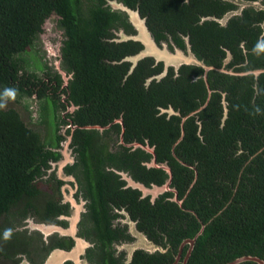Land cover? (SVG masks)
<instances>
[{
	"label": "trees",
	"instance_id": "1",
	"mask_svg": "<svg viewBox=\"0 0 264 264\" xmlns=\"http://www.w3.org/2000/svg\"><path fill=\"white\" fill-rule=\"evenodd\" d=\"M109 1L0 0V222L7 224L10 213L20 204L32 210V200L40 192L50 162L59 159L55 149L64 139L60 126L65 124L61 112L65 104L73 103L78 109L67 117L79 128L72 135V145L81 167L94 171L95 179H87V185L90 198L95 199L93 204L102 208L99 213L103 215L96 216L99 225L105 224L99 228L100 235L110 232L104 228L117 217L105 208L110 201L117 208L127 207L148 240L167 249L154 254L137 250L130 264H173L181 243L193 239L202 226L204 230L186 264H227L244 256L264 261V73L255 78L252 74L237 77L210 72L209 102L184 121L179 141L183 117L196 111L208 97L204 82H192L190 78L200 72L196 67L183 66L176 79L170 70L164 79L146 85L149 77L161 72L162 65L144 58L131 71V64L123 59L142 46L133 41L108 40L113 28L127 26V16L112 10ZM117 1L138 10L157 43L170 37L183 47V34L217 68L227 49L235 62L226 69L238 63L244 64L240 68L243 71L264 69V37L260 40L264 14L247 9L222 27L214 21L200 23V15L219 19L234 8L221 0ZM52 16L57 17V27L64 36L60 66L70 76L65 89H61L64 81L59 73L52 74L49 69L39 77L24 57ZM5 89L17 90L16 102L23 97L38 101L44 131L27 125L16 109L5 107L9 99L3 94ZM62 94L66 96L64 101ZM223 94L227 109L224 120ZM170 107L179 115L161 113V109ZM120 117L125 142L147 141L154 147L156 162L169 167L171 186L178 191V198L186 195L182 207L169 199L172 193L152 204L148 198H141L140 191L124 188L119 175L102 168L111 164L147 186L162 185L168 179L163 169L144 164L151 160V154L139 148L108 153L99 140L100 133L84 128L106 126ZM111 128L120 131L119 125ZM47 207V212L58 211L52 202ZM5 233H10L7 239ZM21 233L10 223L0 225V238L5 244L0 256L20 264L18 255H25L36 264L27 251L29 237ZM56 243L49 247L43 244L35 252H48ZM97 263L119 264L106 251Z\"/></svg>",
	"mask_w": 264,
	"mask_h": 264
},
{
	"label": "flooded vegetation",
	"instance_id": "2",
	"mask_svg": "<svg viewBox=\"0 0 264 264\" xmlns=\"http://www.w3.org/2000/svg\"><path fill=\"white\" fill-rule=\"evenodd\" d=\"M113 1H116L119 4L117 0H112L109 1L110 7H111V2ZM221 1L232 4L234 8L227 11L219 19L214 17H204L200 15V23H203L204 21H214L219 23L220 26L225 27L227 26V24L231 19L241 17L243 15V12L247 9H253L257 13L264 14V0H221ZM186 2H188V0H186ZM120 4L123 5V3L121 2ZM111 9L114 10L112 7ZM130 10L134 12L136 11L138 13V10H133V9ZM118 11L124 13L127 16V20H126L127 26L126 27L116 26V28H113L109 34V37L111 39L108 40L114 41L115 43L129 42V41L140 43L139 41L132 39L133 37L138 36L139 31L136 29L133 23H131L128 14L121 10ZM138 15L144 21L145 26L148 29L146 25V19L141 17L139 13ZM260 27H261V33H260V40H261L264 37V19L260 22ZM180 35L181 37H183V47L177 46L171 40L170 37L168 38V41L160 40L159 43L155 42L158 47L166 50L167 53L171 55H177L176 53L179 52V54L175 59L172 58L168 60L167 63H165L164 61H157L152 57H144V58H152L155 62L154 65L156 66L159 63H161L162 65L161 72L157 75L149 77L146 80V85H148L153 80L160 81L161 79H164L168 75L170 70L174 73V75H172V78L176 79L177 76L179 75L178 72L181 67L192 66L198 68L200 73H198L197 75L192 74L190 78L192 82H196L199 80L203 81L208 91V97L206 99V102L196 110L198 112H200L206 107L205 106L203 109H201L206 103L208 104L209 99L211 97L212 90H210L209 81H208V74L210 72L217 71L220 73H225L237 77H244L249 74L250 75L252 74L254 75L255 78L258 77V75H260L261 73H264L261 72L259 74H255L256 71H264V69H256L252 71L240 70V68L244 65L242 63L234 64L231 67V69H226L232 62H235L233 56L227 49L224 50L225 55L221 60V67L217 68L210 63L209 61L210 58L208 59V57L203 56L200 51H198L196 48L193 47L188 37H184L183 34ZM57 37L58 39H55V41L51 42L50 43L51 46L50 45L45 46V49L47 51V55H48L47 57L49 59V63L51 64L50 65L51 73L53 74L54 71L59 73L60 77L64 81L63 85L61 86V89H65V87L68 84V80L70 76H67L66 72H64L60 66L61 47H62V41L64 40L63 31H62V37L60 35H58ZM151 37L153 38L152 35ZM140 44L142 46L141 49H139L137 52L133 53L130 56H126L123 60L126 61L127 58H131L138 55L144 49L143 44L142 43ZM240 48L243 50L242 54L245 55L246 51L244 50V44L241 43ZM54 50L56 51V54ZM144 58H142L141 60H143ZM141 60H139L135 64V66ZM128 62L131 64V66H133L132 62L130 61ZM57 64L59 67L57 66ZM65 98L66 96L62 94V101H64ZM222 105L223 107L226 108L224 94L222 95ZM76 109H78V107L74 106L73 103L70 105L65 104V110L61 112V117L65 121V124L60 126V133L63 135L64 139L60 142L59 148L55 149L59 153V159L55 162H50V168L47 170L46 175H44L42 178L43 181L40 183V185L43 183H48V179H52L55 185L56 199L55 200H52L53 198L51 200L46 199L43 204H37V203L32 204L33 205L32 207L35 208V210L41 209L40 208L41 206H43V210H45L48 203L50 202L54 203V205H56L58 209L57 213L56 214L50 212L46 213L43 219H41L42 224L56 226L60 228L62 232L63 231H70V232L67 235L62 234L60 232H54L48 236H45L44 234H42L37 230H32L33 232L38 233L40 236L38 237L41 242V246L39 248H41L43 244L44 246L49 247L52 242H57L56 243L57 245L48 252L46 251H43L42 253L41 251H39L38 253L35 252V255H37V261H35L36 264H44L46 259L49 257V255L56 249L71 251L73 249L78 248L79 254L77 255L76 259L79 264H98L97 261L99 262L102 261L104 251L109 252L110 254L112 253L113 256L118 260L119 264H130L132 260V256L134 252L137 250L148 254H154L156 252L165 253L167 249H163L160 245L154 244L152 241L148 240L147 236L138 229L137 221L131 218L129 211L126 210L127 207L125 208L120 205V207L117 208L110 201L108 202V205L105 208L106 209L109 208L111 210L110 213L116 214L117 217L112 219L109 222V224H107V226H105L104 228V231L107 230L109 231V229H111L110 232H104L105 233L104 237L100 235L99 228L103 227L105 224L99 225V222H97L98 219L96 220V216L97 214H99L100 216L103 215L102 213H99L100 211H102V208L96 203V201H95L96 205L93 204L92 201L95 199L90 198L91 194L89 192L90 191L89 186L87 185V179L89 180L95 179L93 175L94 171L91 170L93 168L85 170V168L81 167L82 163H80V160L78 158V153L75 151V146L72 145V135L74 131L79 127L78 125L73 124L72 123L73 120L70 117H67V115H72ZM168 109H172V108L170 107ZM164 111H166V109H161V113H165ZM168 115L171 116V115H179V114H168ZM194 115H196V113ZM113 125H119L120 131L118 133H116L115 130H112L111 127ZM84 128L86 130H97L100 133L101 137L99 140L103 144L106 152L108 153L115 155L119 153H124L123 148H131L132 150L139 148L145 151L146 153L152 155V158L149 162H144L147 168L163 169L161 168V166L165 165V164H158L156 162L154 147H150L147 141H145V144H141L136 141L125 142L124 140L125 128L123 125L122 117L113 119V121L111 123H108V125L106 126L94 125V126H84ZM105 131H107L106 134H104ZM150 150H152V152H150ZM92 160L97 161L98 159H92ZM153 161L155 166H153L154 165ZM86 162L89 163V160L87 159ZM75 164L76 166L74 167ZM102 168L105 170V172L111 171L114 174L119 175L121 179L125 182L124 188H131L133 190L140 191L141 198L143 199L148 198L152 204H154L158 198L165 195L166 193L173 194L172 195L173 197L169 199L173 202H176L179 205V207H182L183 202L186 198V195H184V197H182L181 199L178 198V191L171 186L172 177L170 178L169 174H168L169 175L168 179L165 181L164 184L156 185L155 183H150L149 186H147L140 181L134 180L127 172L122 170H117L111 164L110 166H108V164H104ZM89 170L92 171V174ZM89 174H91L90 178H88ZM127 178L133 180L135 184L141 185L144 189L148 191V193L144 194L143 191L140 190V188H134L133 186H129ZM167 184L168 186L165 187V185ZM192 186L193 184L190 186V188ZM38 197H40V192L33 198L32 201L36 202ZM34 213H36V211H34ZM30 219L34 220V218L32 217H28L24 221L25 222L24 225L17 227V229H19L20 231L28 230L27 225ZM34 222L35 221H32V223ZM32 231H28V233L30 234L32 233ZM181 245L179 247L178 254L175 257V261L179 256ZM186 246H188L189 249L188 244L184 245L181 256L177 264L180 261L183 264V261L188 251L187 249L185 254H183V250ZM18 256L19 258H21V261L19 262L20 264L23 263V260L28 261L25 255L19 254ZM40 257H43L42 260L40 259ZM6 260L7 262L5 264H15L12 260L9 259ZM3 261L5 260L3 259ZM29 264L31 263L29 262ZM63 264H76V263L74 260L73 261L70 260L64 262Z\"/></svg>",
	"mask_w": 264,
	"mask_h": 264
},
{
	"label": "rangeland",
	"instance_id": "3",
	"mask_svg": "<svg viewBox=\"0 0 264 264\" xmlns=\"http://www.w3.org/2000/svg\"><path fill=\"white\" fill-rule=\"evenodd\" d=\"M57 20L58 19L56 16H52L50 19L46 20L45 24L43 25V32L41 33L39 39L36 41L35 43L36 45L34 46L33 49L29 50L28 53L24 54V57L29 63L30 69L32 71L37 72V75L39 77H42L44 73L50 69V65H51L47 57L48 55L45 46L50 45L51 42L55 41V39H58L57 37L58 35L62 37V31L57 27ZM5 107L16 109L20 113L21 117L23 118V120L27 125H29L30 127L36 130L44 131L45 127H43L42 124H40V120H39L38 101L27 97H23L20 100H18V102H16L15 98L9 97V99L5 102ZM39 191H40V197L37 198L36 202L32 201V204L33 203L43 204L46 199L47 200L48 199L51 200L52 198H53L52 200L56 199L55 185L52 179H48V183L41 184L39 187ZM40 208L41 209L39 210H35V208L32 207V210L29 211L30 209L26 210L24 209V206L20 204L19 206L14 208L13 211L10 213V217L8 218L9 222L7 224L4 221L0 222L1 227H6L9 223L11 224V226L14 225L18 227L24 225L25 223L24 221L28 217L34 218V220L30 219L28 221L29 223L27 225V229H28L27 233L26 231H20L23 234L28 235L29 237L28 240L30 242L29 245L27 246V251L29 252V256L32 257L34 261H37V255H35V249L41 246V242L38 238L40 237L39 234L33 232L32 230H37V228H33L34 225H44L42 224L41 219H43L44 215L48 213L47 212L48 207L45 210H43V206H41ZM34 211H36V213H34ZM32 221L35 222L32 223ZM28 231H32V233L29 234ZM0 251H5V244L3 237L0 238ZM3 259L5 261H3ZM6 262L7 260L0 256V264H5Z\"/></svg>",
	"mask_w": 264,
	"mask_h": 264
},
{
	"label": "water",
	"instance_id": "4",
	"mask_svg": "<svg viewBox=\"0 0 264 264\" xmlns=\"http://www.w3.org/2000/svg\"><path fill=\"white\" fill-rule=\"evenodd\" d=\"M111 7L114 10H121L123 12H126L129 16L131 23H133V25L139 31L138 36L133 37L132 39L142 43L144 46V49L138 55L126 59V61L132 62V64H133L132 69L134 68L135 64L144 57H152L157 61H164L165 63H167L168 60H170L172 58L175 59L177 57L179 52L176 53L177 55H171V54L167 53L166 50L161 49L160 47L157 46V44L155 43V41L151 37L148 29L146 28L144 21L139 17V15L136 11L134 12V11L128 9L127 7L123 6L122 4H120V3L118 4L116 1L111 2ZM132 69H131V71H132ZM261 72H264V71H256L255 74H259ZM206 104L201 109H203L206 106ZM164 112L168 113V114H178V112H174L173 109H168ZM197 112L198 111L192 112L189 115L183 117L182 123H181V136L179 138V141L183 137L184 121L189 116H192ZM226 114H227V109L224 107V118H223V120L225 119ZM147 150H148V148H147ZM150 152H152V150H150ZM153 164H154V161H153ZM153 166H155V164ZM161 168H163L165 171L168 172V174L170 175V178L172 177L171 171L167 165H162ZM127 181H128L129 186H133L134 188H140V190H142L144 194L148 193V191L146 189H144L139 184H135L133 182V180H131L130 178H127ZM166 186H168V184L165 185V187ZM159 190H161V189H159ZM162 190H163V188H162ZM33 228H37V230L39 232H41L42 234H44L45 236H48L54 232H60L62 234H66V235L69 234V232H70V231H63L62 232L61 229L56 227V226H51V225L45 226V224L44 225H34ZM203 230H204V226H202L199 233L193 239H187L182 243L180 251H179V256L173 264H177V262L179 261V258H180L181 253H182V249H183L184 245H186V244L189 245V249L187 251V254H186V257L183 261V264L187 263V260H188L190 254L194 248L195 242H196L197 238L202 234ZM81 250H82V247H81ZM78 252H79L78 248L73 249L71 251H64V250L56 249L49 255V257L46 259L44 264H63L64 262L70 261V260H72V261L74 260L76 264H79L77 259H76L77 255L79 254ZM246 261H252V262H255L257 264H264L263 260H261L258 257H255V256H244V257L235 259L234 261L227 263V264H240V263L246 262ZM22 264H29V262L23 261Z\"/></svg>",
	"mask_w": 264,
	"mask_h": 264
},
{
	"label": "clouds",
	"instance_id": "5",
	"mask_svg": "<svg viewBox=\"0 0 264 264\" xmlns=\"http://www.w3.org/2000/svg\"><path fill=\"white\" fill-rule=\"evenodd\" d=\"M3 94L6 97L15 98V96L17 94V90L16 89H5ZM0 106H2V105H0ZM9 235H10V233H5V239H7L9 237Z\"/></svg>",
	"mask_w": 264,
	"mask_h": 264
}]
</instances>
